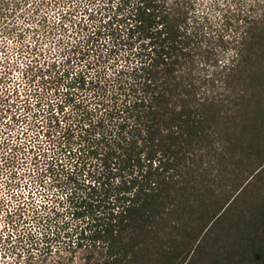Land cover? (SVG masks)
<instances>
[{
	"label": "trees",
	"instance_id": "trees-1",
	"mask_svg": "<svg viewBox=\"0 0 264 264\" xmlns=\"http://www.w3.org/2000/svg\"><path fill=\"white\" fill-rule=\"evenodd\" d=\"M28 4L0 0V32ZM104 11L93 76L60 71L58 98L45 92L58 72L27 66L22 92L6 89L9 123L43 114L22 105L34 95L51 112L52 154L0 132V176L26 154L33 166L5 183L10 216L39 230L25 264H264V0H110ZM25 176L36 177L22 192Z\"/></svg>",
	"mask_w": 264,
	"mask_h": 264
},
{
	"label": "rangeland",
	"instance_id": "rangeland-1",
	"mask_svg": "<svg viewBox=\"0 0 264 264\" xmlns=\"http://www.w3.org/2000/svg\"><path fill=\"white\" fill-rule=\"evenodd\" d=\"M42 0H28V5L20 7L13 18H8L7 23L12 21V25L16 27L12 33L0 32V76H7L3 82H0V110L3 109L2 115L6 118L0 120V132H7L11 139L16 138V134L19 132L18 140L22 144L28 146L34 145L36 150L39 148H46L49 154H52L54 148L49 138L43 137L48 130V120L51 117L50 107L46 101H40L43 95L31 96L27 102L24 99L22 105L31 103L34 109L39 110L43 105L44 112L41 115L34 116L30 113L26 117L24 123H16L7 118L10 114L6 113L7 109L12 110L10 107L15 100V95L11 96L6 92L7 88L11 90L17 89L18 91L23 90L24 84L21 82V75L27 66L34 68V72L40 74L49 68L50 72L54 74L58 72L56 77L55 86L48 91V94H54L56 97H62L65 90H62L66 83L59 77V72L65 70L67 73H78L84 70L90 76L96 72L99 64L98 61L99 52L98 46L101 42H96V39H90L91 32L100 25L101 15L105 13V9L110 6V0H71L67 2H61L60 4L52 7L50 6L41 7L40 10H34L32 4H37ZM47 2V0H45ZM17 6V4H16ZM104 8V9H103ZM35 11L34 17H29L32 12ZM29 12V14H28ZM46 17V22L41 20V17ZM34 19L37 20L34 22ZM3 20H6L4 15H0V25ZM61 21L60 24H58ZM40 24L41 29H37V32L33 31V26ZM55 24L57 30L50 31V27ZM50 26L49 28L47 26ZM88 44L89 51H82V54L78 53L76 45ZM72 45L75 48H72ZM22 47V48H21ZM21 48V49H20ZM86 48V46H85ZM20 49V50H19ZM91 49V50H90ZM75 52V59L70 63L62 62L63 57L70 54L73 57ZM9 65L12 66L9 67ZM96 64V65H95ZM98 65V66H97ZM7 66L10 71L6 68ZM103 69V64L101 70ZM4 70L6 74H4ZM2 72V74H1ZM62 73V72H61ZM41 78H37L36 82L40 81ZM6 87V88H5ZM51 90V91H50ZM6 93V94H5ZM24 97H21L23 99ZM39 100V101H38ZM53 105H55L56 100ZM15 104V103H14ZM16 109V108H15ZM1 113V111H0ZM37 118V122L40 121L39 127H33V120ZM7 124V126H6ZM29 125V126H27ZM37 125V124H36ZM31 127V128H30ZM16 140V141H18ZM42 141V143H40ZM50 144V145H49ZM54 144V143H53ZM32 156V155H30ZM28 155L26 154L20 163L12 170L13 173H5L0 176V264H25V258L28 257L27 248L29 244L35 245L40 242L38 238L39 230L35 224L24 222L20 223L17 219L10 216L13 211L14 201L11 199L9 189L6 186V182H10L9 176L15 175V178L20 177L24 170L33 168L29 165ZM11 171V172H12ZM35 175V173H34ZM36 176H33V178ZM32 177L25 176L22 179L21 189L22 192H27V188H32ZM27 187V188H26ZM39 190L33 189V196L35 199H39ZM27 243H29L27 245ZM36 248V246H34Z\"/></svg>",
	"mask_w": 264,
	"mask_h": 264
}]
</instances>
